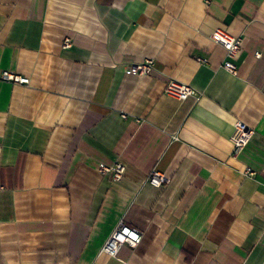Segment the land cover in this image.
Masks as SVG:
<instances>
[{"label":"crops","instance_id":"1","mask_svg":"<svg viewBox=\"0 0 264 264\" xmlns=\"http://www.w3.org/2000/svg\"><path fill=\"white\" fill-rule=\"evenodd\" d=\"M121 220L143 240L112 257ZM0 264H264V0H0Z\"/></svg>","mask_w":264,"mask_h":264},{"label":"built area","instance_id":"2","mask_svg":"<svg viewBox=\"0 0 264 264\" xmlns=\"http://www.w3.org/2000/svg\"><path fill=\"white\" fill-rule=\"evenodd\" d=\"M212 39L222 44L226 51V60L223 63V68L231 73L237 74L238 66L236 64L237 55L241 49L242 38L236 37L228 33L226 30L217 29L212 35ZM70 41L65 40L64 47H69ZM258 57L261 56L260 52H257ZM200 62H206L205 59L198 58ZM154 60L147 58L142 62L134 63L129 66V71L133 74L146 76L150 75L154 69ZM1 78L7 81H11L19 84H26L29 79L25 76L16 74L10 71L1 72ZM164 94L168 97L174 98L179 101H185L189 97L199 98L200 94L192 86L187 83L179 82L177 80H170L167 82L164 88ZM252 137V131L241 122L235 123V131L232 136V142L234 144V154L238 155L247 146ZM100 170L103 174L110 173L113 180L119 181L123 178L125 172V166L118 162L112 166L101 164ZM247 174L254 175V171L250 168L247 169ZM170 180L169 176L163 172L153 171L149 177V182L154 186H162L168 183ZM143 240V232L136 227L126 224L123 220L119 221L115 226L111 234L104 242L101 252L108 254L112 257H116L123 245H130L137 247Z\"/></svg>","mask_w":264,"mask_h":264}]
</instances>
